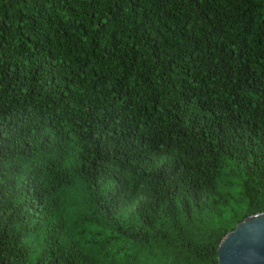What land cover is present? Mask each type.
Here are the masks:
<instances>
[{"label":"trees","instance_id":"trees-1","mask_svg":"<svg viewBox=\"0 0 264 264\" xmlns=\"http://www.w3.org/2000/svg\"><path fill=\"white\" fill-rule=\"evenodd\" d=\"M262 212L264 0H0V264H218Z\"/></svg>","mask_w":264,"mask_h":264},{"label":"water","instance_id":"water-1","mask_svg":"<svg viewBox=\"0 0 264 264\" xmlns=\"http://www.w3.org/2000/svg\"><path fill=\"white\" fill-rule=\"evenodd\" d=\"M218 264H264V212L240 222L222 239Z\"/></svg>","mask_w":264,"mask_h":264},{"label":"rangeland","instance_id":"rangeland-1","mask_svg":"<svg viewBox=\"0 0 264 264\" xmlns=\"http://www.w3.org/2000/svg\"><path fill=\"white\" fill-rule=\"evenodd\" d=\"M232 3H234V2H232ZM164 162V160H159V161H156L155 162V164H162ZM132 177V175L130 174V173H128L127 174V178H131ZM140 189H141V191L139 192V195H138V200L135 202V203H132V204H128L126 207H124V211H130V210H132V209H134L135 207H136V205L140 202V201H145V200H147L146 199V196H145V192L144 191H146L147 189H148V185H145V184H143V185H141L140 186ZM212 195V193H211V191L209 190V189H205L203 192H202V199H205L206 197H208V196H211ZM263 213V212H262ZM258 214V213H257Z\"/></svg>","mask_w":264,"mask_h":264}]
</instances>
